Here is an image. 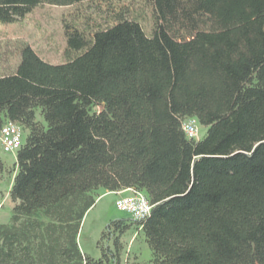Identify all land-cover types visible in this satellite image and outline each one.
Instances as JSON below:
<instances>
[{
	"label": "trees",
	"instance_id": "trees-1",
	"mask_svg": "<svg viewBox=\"0 0 264 264\" xmlns=\"http://www.w3.org/2000/svg\"><path fill=\"white\" fill-rule=\"evenodd\" d=\"M86 1L0 0V23ZM155 4L153 36L125 20L61 64L23 43L0 75V129L26 131L0 264H120L133 225L149 264H264V0ZM226 14L242 22L197 29L201 16ZM187 119L207 128L203 139L186 136ZM129 188L147 195L151 216L111 222L102 240L114 249L91 259L78 242L85 215L100 189Z\"/></svg>",
	"mask_w": 264,
	"mask_h": 264
},
{
	"label": "rangeland",
	"instance_id": "rangeland-1",
	"mask_svg": "<svg viewBox=\"0 0 264 264\" xmlns=\"http://www.w3.org/2000/svg\"><path fill=\"white\" fill-rule=\"evenodd\" d=\"M125 20H136L148 36H153L160 23L155 0H88L66 7L43 5L15 23H0V75L14 72L19 63V47L23 43L30 44L49 63L61 64L69 54L84 51L96 31ZM241 22L242 19L233 14L223 17L203 15L197 29L217 31ZM178 37L182 38L183 34H178ZM37 120L46 124L39 111ZM196 122L199 128L198 139H203L207 128ZM16 162L17 153L4 152L0 142V224L11 222L10 191ZM98 195L100 198L95 206L83 219L78 237L82 253L93 260L102 258L101 247L114 249L112 239L102 240L106 227L113 221L130 220L115 205L118 195L106 193L104 189H100ZM121 244L120 264H149L153 259L144 233L136 225L121 237Z\"/></svg>",
	"mask_w": 264,
	"mask_h": 264
},
{
	"label": "built area",
	"instance_id": "built-area-1",
	"mask_svg": "<svg viewBox=\"0 0 264 264\" xmlns=\"http://www.w3.org/2000/svg\"><path fill=\"white\" fill-rule=\"evenodd\" d=\"M182 129L188 138L198 140L199 128L195 119L184 120ZM25 138L26 131L15 122L6 121L0 129V142L6 153H17ZM116 194L117 209L126 213L132 222L142 223L151 216L154 206L143 191L129 188Z\"/></svg>",
	"mask_w": 264,
	"mask_h": 264
},
{
	"label": "crops",
	"instance_id": "crops-1",
	"mask_svg": "<svg viewBox=\"0 0 264 264\" xmlns=\"http://www.w3.org/2000/svg\"><path fill=\"white\" fill-rule=\"evenodd\" d=\"M43 58H44V57H43ZM44 59H45V58H44ZM45 60H46V59H45ZM104 191H106V190H104ZM106 193H111V194H115V195H117L116 192H107V191H106ZM102 195H104V194H102ZM99 198H100V197H99ZM97 201H98V199H97ZM11 203H12V204H11L10 207L13 208V206H14V205H13V202H11ZM0 210H1V209H0Z\"/></svg>",
	"mask_w": 264,
	"mask_h": 264
}]
</instances>
